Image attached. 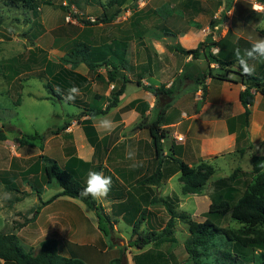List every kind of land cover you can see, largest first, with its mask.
<instances>
[{"label":"crops","instance_id":"0c3cea01","mask_svg":"<svg viewBox=\"0 0 264 264\" xmlns=\"http://www.w3.org/2000/svg\"><path fill=\"white\" fill-rule=\"evenodd\" d=\"M85 1L86 4H96L98 2L101 5L102 11L105 12L106 10L109 14L113 13L118 8V6H112L110 3L106 8L104 5L102 6L103 2H101V0ZM127 1L128 0H126V2L122 5V9H125ZM182 1L185 5L193 9H197L194 4L200 2V0ZM71 3L72 7L75 9H85L83 5L78 6L74 2ZM1 5L5 6L7 9L11 8V6L6 5L2 0H0V7ZM109 8L114 9L113 12L110 11V13L108 11ZM230 10L233 12L232 8H230ZM138 12H140L141 16L137 14V11L133 12L131 9L126 11L128 15H133L131 17V22L133 24L132 34H134V37L136 38L135 41L138 44L143 45L145 42L150 44V48H148V50L151 51L152 55L150 62H137L135 66L141 67V70L136 71L135 80L141 78V81L144 84H151L154 86L165 85V87L169 88L173 82L176 81V77L185 71V67L188 63L191 67L189 75L191 74L193 77H196L200 75L201 72L205 71L204 69L206 65L203 62L201 63L199 58L192 61V57L187 55V57L184 58L179 65L174 66L173 60L168 57L165 58L164 56L165 51L170 50V48L174 49L177 53L183 54L175 49L176 45H181L187 49L195 48L199 42L206 39V34L204 31H201L202 29L197 31L195 26H189L188 23H185L181 17L177 18L175 16L176 13H171L169 10L162 12L154 8V11L152 12H142L140 9ZM146 14H154L152 17L157 18V22L152 24L157 27V32L151 31L149 33L148 29L142 27V21L146 18V16H148ZM45 16H47L46 12L39 7L37 15L34 16L35 21L33 22L37 27L38 34L34 39L36 40L35 47L32 46V48H29V53L25 54V51H23L11 56H4L3 54L0 55L1 61H4L5 59L7 60L6 66L9 68L13 66L12 61L17 63L18 69H16V66L13 67L14 71L12 76H16L17 78L21 74L22 69L29 70L32 68V64H36L38 62V64L42 66V69L39 71L37 76L44 77L48 81L51 73L45 72L48 64L47 60L59 62L61 57L65 56L68 51L81 41L86 42L92 46V48L103 47L108 44L116 46V42H119L120 44L126 43L124 69H121L120 71H123V74L131 81L126 83L125 91L120 96L118 104L110 108L106 113L98 114L102 115L103 118H108L113 121L114 130L111 134H105L98 128V121L103 118L98 120V115L90 117L87 115V112H90L91 110L95 111L105 109L110 101L111 91L120 87L123 82V78L118 76V79L115 82H111L107 77V65L98 66L92 73H90L88 66L84 62L78 64L75 70L87 75L89 78V82L84 87L79 88L80 95L78 96V98L84 100L87 105L85 106L81 103H69L78 107L80 109V114L76 122L77 125L74 124L76 120H72L70 121V126L64 129V131L71 132L72 136L75 129L80 130L81 136L84 139L83 141H85L78 143L74 140L76 150V158H74V160L79 159L88 165L82 166L79 162H74V160L71 162V165H80L81 167H85L87 173L83 175V177L88 176L89 171H98L102 172L105 176L111 177L112 179L111 191L106 198L107 203L102 206L104 207L103 209L105 210V214L112 217L114 220V231L117 232L118 230L117 222L119 219H124L130 224L131 218H133V215L139 208L140 212H142L144 208H147V212L144 217L145 219L147 217L148 222L150 220L149 210H153L157 203L145 205L144 200L146 201L148 196L167 197L175 194L172 184L173 177H178V180L181 182L182 190L180 171H176L171 174L173 169L176 167L174 159L171 157L183 160L191 166H197L202 162L208 163L214 167L215 174L216 170L221 168L223 165L221 160L227 159V156H233L232 160H235V157L242 159L245 153L248 152V154L252 157V165H246L245 167L238 164L232 170L233 172L237 167H240L246 172V175L251 174L254 156H263L264 158V95L260 92L255 93V101L253 105L250 106V115L248 122L246 123L243 118L245 108L239 98L240 91L245 88L240 75L234 76V78L231 79L229 78V75L228 78L212 76L206 77L205 84L207 90L204 96H200V92L202 91L201 86L198 85L196 87L194 83L195 81L186 77L180 82H177V88L172 94L173 99L171 106H169L167 110L166 117L168 118H166V122L168 123L163 125L164 128H167V137L171 136L173 142L171 143L170 149H167L165 142L167 137L162 139L161 151L163 152V155L160 156L161 158H164L161 166L163 175L162 179L158 184L146 186L141 184L140 180L144 176L157 173L159 159L157 155L158 152L153 144L149 130L147 127H140L139 124L145 117L148 119V122L154 120L159 112V107L156 97L150 91L134 83L130 75L127 73V68H130L132 65L131 48L129 46L131 39L129 38L130 36L117 35L115 38L111 39V33L107 32L106 36H104L95 32L94 24V26L91 25L92 27H90V25L83 24L81 21L65 23L62 18H59L54 27H47L43 26L45 20H49V18ZM231 16L232 15L225 14L226 19L228 18L226 21H222L221 18H215L213 26L211 21L207 27H203V29L207 32L208 29L211 30V32H208L210 33L209 35L211 36V40L218 42L226 37L230 27H232ZM1 17L2 16H0V19ZM180 22H183L182 27H180ZM3 23L0 24V29H5L8 34L6 32L4 35L0 33V35H2V37H0V41L5 39L11 40V30L3 26ZM101 23L103 25L110 24L111 21ZM217 24L222 25L220 28L222 29V32L220 33L218 30L215 31L213 29V27ZM89 28L92 29L94 33H91ZM171 31L175 33L173 34ZM47 33H50L53 38L49 47L45 48L42 42L44 35ZM148 35L154 36V38H149ZM31 37L34 36L31 34ZM239 37H243L247 42L242 45L234 46L231 49V52H234L235 49H240L241 54H243L244 50L250 48L251 43L254 41L241 34H239ZM182 40H189V47H185L181 42ZM168 41L171 43L167 44ZM163 44H165L166 47ZM1 49H3V47L0 48V50ZM217 49L220 52V55H226L223 52V48L217 47ZM51 53H55L59 59L53 60L49 55ZM229 55L232 59L234 58L231 53ZM234 60L238 63L237 59ZM261 62L262 64L258 63L256 60L249 61L250 64L255 66L256 74H264V60H261ZM210 65H212L210 67L213 72V70L216 69L215 63H210ZM67 66L69 67L70 65L68 64ZM102 67H105L106 70ZM10 73H12V71ZM8 76L9 75H7V77ZM149 77L153 78L154 82L150 81ZM17 80L19 81L20 79L17 78ZM189 82H191V86ZM215 83L217 87L213 90L212 86ZM118 84L119 86L116 88ZM129 84H135L136 86L141 87L142 90L138 92L133 91L128 96L127 90ZM46 98L54 100L50 98V96H47ZM60 100L64 101L63 99ZM254 105L257 106L256 110L254 109ZM171 112H174L178 117L176 119H170L169 115H171ZM85 118H90L92 120V124L99 136L100 143L97 151H95L92 144L88 141L82 126L78 122L79 119L82 120ZM243 132L246 134L245 137H242ZM178 135L183 136L184 139L177 142L176 137ZM239 137L241 138L240 142L238 141ZM238 148H241L243 151H238ZM164 149H166V153H164ZM127 151H134L136 153L134 160L126 158ZM50 158L59 164L58 160L53 157ZM133 163H136L139 166L133 168ZM229 175L225 177H228ZM242 175L240 174V177ZM225 177H220L213 182L215 183L217 180ZM84 179H87V177ZM3 182L7 188L15 190L14 184L10 181L3 179ZM50 183L46 182V184L43 185L41 182V190L48 188ZM18 190L19 189H17V191ZM60 191L61 188L55 194ZM29 194L31 196L34 194V187L32 185L31 190H27L25 193L26 196H29ZM178 197L179 200H182L179 195ZM17 199L21 200L19 197H17ZM74 199L75 198L68 196H59L49 203L42 204V209L39 208L35 210L31 216L27 215V224L25 221L18 223V226H22V228L14 233L18 235L20 243L22 237L20 233L25 229H27L26 232L28 233L26 237L30 238H26V240L30 242L41 238V243V241L45 239L55 238L59 242V249L66 256H77L89 264H110L113 259L117 258L115 256L118 255L116 252L118 248L116 246L104 247V245H100L107 239V234H104L101 231L100 224L98 226L99 229L93 228L94 230H92L95 238L87 243H81L77 239L70 238L71 235H69L68 232L72 227V223L75 222V224H83L84 226V222L89 219V216L93 217L89 214L87 209L94 210L82 200H80L81 202H76ZM132 199L134 201H132ZM65 202H71L73 205H66ZM137 202L140 205L137 204ZM181 206L182 202L180 201L179 207ZM114 207H117L118 210L115 211ZM94 211L96 212V210ZM3 215L4 213L0 212V226L3 224ZM175 230L173 231V234ZM75 236L78 237L79 233H76ZM112 250L114 251V254H110ZM132 255L133 264H137L136 261H134V257L136 255ZM0 261L3 264V261Z\"/></svg>","mask_w":264,"mask_h":264},{"label":"rangeland","instance_id":"374dc122","mask_svg":"<svg viewBox=\"0 0 264 264\" xmlns=\"http://www.w3.org/2000/svg\"><path fill=\"white\" fill-rule=\"evenodd\" d=\"M45 1L47 0L41 1L40 7L46 12L47 16L45 17H48L49 20H45L43 26L54 27L59 18H62L65 23L78 22L79 20L74 17V14L91 21H95L97 18L102 19L104 17L101 5L98 2L96 4H86L85 0H71V2H74L78 6L83 5L86 9L85 10L83 8L75 9L72 7L70 0H52L54 3L51 5L47 4ZM110 1L111 0H101L106 8L109 6ZM61 4H64L63 8L60 7ZM255 4L264 5V0H200L199 3L194 4L198 10L188 7L182 0H128L125 9H121V11L111 20L110 24H94V29L95 32L104 36H106L107 32L111 33V39L115 38L117 35L130 36L129 38L131 39L129 46L131 48L132 65L130 68H127V73L130 75L133 82L136 83V71H140L141 67H136L135 65L140 61L150 62L152 53L148 50L150 44L145 42L141 45L135 41L136 38L134 37V34H132L133 24L131 22V17L133 15H128L126 13L128 9H131L133 12L137 11L138 15H140V12H138L139 9L142 12H152L154 11V8L162 12L169 10L171 13H176L175 16L177 18L181 17L189 26H195L197 31L202 29L201 31L205 32L206 38L210 36V33L208 32H211V30L208 29L207 32L203 27H207L215 18H221L222 21H226L228 18L226 19L225 14L229 11L230 15H232V27H230L226 37L218 42L215 40H209L210 43L206 44V49H203L198 57L199 60H201V63L203 62L206 65L204 70L207 71L208 66L210 65L209 60H211V54L224 60H229V58H231L229 54L231 53L234 57L233 59H236L234 52H231V49L236 45H242L247 42L243 37H239V34L248 37L253 41L264 38V12L256 13L253 11L252 7ZM116 6L117 5H115V7ZM230 8L233 9V12H231ZM113 10L114 9L109 8L108 11L113 12ZM0 14V16L4 18L1 17L0 24H2L4 20L3 26L11 30L12 37L11 40L5 39L0 41V48L3 47V49L0 50V55L11 56L23 51H25V54L29 53L30 50L28 49L32 48V46L35 47L36 40L34 39L38 34L37 27L33 23L35 18L32 12L21 5L9 9L1 5ZM146 15L148 16L142 21V27L148 29L149 33L151 31L157 32V27L152 25L157 22V18L152 17L154 14ZM180 23V27H182L183 22ZM92 26L90 25V27ZM90 31L91 33H94L92 29H90ZM218 31L220 33L222 32V29ZM5 32L8 34L5 29H0L1 34L4 35L6 34ZM171 33L174 34L175 32L171 31ZM31 34L34 37H31ZM148 36L149 38H154V36ZM0 37H2V35H0ZM52 38L53 36L50 33L44 35L42 44L45 48L49 47ZM181 42L185 47H189L188 45H190L189 40H182ZM214 42L217 43L213 44ZM170 43L171 42L168 41L167 44ZM165 44L163 45L166 47ZM217 47L223 48V52L226 55H220ZM164 54L165 58L168 57L173 60L174 66L179 65L181 61L187 57V55L177 53L172 48L166 50ZM49 55L53 60L59 59L55 53ZM191 60L195 61L196 58H192ZM256 61L262 64L261 60ZM12 64L13 66L9 68L6 66V59L4 61L0 60V132H3L6 136L5 140H0V212L4 213L2 216L3 224L0 226V232L4 233L20 230L22 226H18V223L25 221L27 224V215L31 216L35 210L39 208L42 209V201H46L60 189L57 183L52 181L49 185L47 184L48 188L41 190L42 188L40 184L42 182V184L45 185L46 180L43 174L44 162L39 158L40 155L45 154L53 157L58 160L59 165L62 168H66L67 163L69 164L74 158H76L74 140L78 143L85 142L83 141L84 139L81 136L80 130L75 129L72 136L71 132L60 129L66 122L72 120H76L74 124L77 125L76 122L79 118L80 109L72 104H66L65 101L60 99L54 98V100H50L46 98L53 94L47 87V80L44 77L37 76L42 69V66L37 62L36 64H32V68L29 70L22 69L21 74L17 77L20 79L18 81L16 76H12L14 71L13 67L16 66V69H18L17 63L12 61ZM186 66V70H191L189 63ZM215 66L216 69L213 70L214 74L227 78L230 76V79L237 76L238 72L241 71L239 63L236 61L233 65H229L228 67L218 66L216 63ZM102 68L106 70L105 67ZM11 71L12 73H10ZM122 73L124 72L121 71L119 74L121 75ZM7 75L9 76L7 77ZM178 77L179 76H177L176 79H178ZM149 79L154 82L153 78L149 77ZM189 84L191 86V82H189ZM195 85L196 87L198 86L197 83H195ZM118 86L119 84L116 88H118ZM216 87V83L213 84V90ZM140 90H142L141 87H138L135 84H129L127 95L129 96L133 91L138 92ZM202 94L203 92L201 91L200 96H203ZM172 99L173 98H165L161 101H157L159 112L165 109L167 116V110L169 107H166V103L169 102L171 106ZM254 109H257L256 105H254ZM97 117L98 120L103 118L102 115H98ZM177 117L178 116H176L174 112H171V115H169L170 119H176ZM143 120L148 122L146 117ZM166 121L167 120L165 119V123H168ZM165 129L167 130V128ZM35 132L43 134V138H29V136L33 135ZM245 136L246 134L243 132L242 137ZM238 141H241L240 137L238 138ZM165 142L167 149H170L171 143L173 142L171 136L167 137ZM163 151L166 153V149ZM232 157L227 156V159L221 160L223 162L221 168L216 170L210 181L198 194L191 193L183 195L181 192V182L178 180L177 176L173 177V190L175 191V194H178L182 198V200H179L177 203L176 210L178 214L183 213L187 215L188 218L197 221H204L206 219V212L209 209L211 201L226 195L224 192L226 189L220 191L219 188L223 186L218 187L217 183H214L213 181L231 174L233 168L238 164L245 167L246 165H252V157L248 152L245 153L242 159L235 157V160H232ZM37 163L39 169L35 171L32 170ZM76 166L78 167L79 173L85 183L86 179L84 178L87 176L83 177V175L87 173L86 168L81 167L80 165ZM3 179L14 184L15 190L7 188ZM240 179L241 182L235 186L241 193L246 188L247 184L251 182L252 175H242ZM31 185L34 187V194L33 196L30 194L29 196H26L25 193L27 190H31ZM17 189L19 190L17 191ZM175 194L170 196L174 197ZM17 197L21 198V200H18ZM236 197H239V194H237ZM74 200L76 202H81L80 199L75 198ZM132 201L134 200L132 199ZM180 201L182 202L181 207H179ZM96 202L101 207L107 203V200H96ZM65 203L69 206L73 205L71 202ZM137 204L139 203L137 202ZM102 208L104 207L102 206ZM102 208H99L96 212L94 211L95 209H87L89 214L93 217L89 216V219L84 222V226L83 224H75V222H73V228L71 227L68 232L69 235H71L70 238L77 239L81 243H87L95 238L92 230H94L93 228L99 229L98 226L100 224L101 231L104 234H107V239L100 245H104V247L116 246L118 248L116 251L118 255L115 257H122V264H133L132 254L136 255L137 261H139L137 264H197L196 259H192L185 249V243L190 236L189 225L187 223L188 218H177L175 220V227L173 228L174 230L176 229L174 234H170V236H162L163 238L173 236V240L165 239L159 243H157L158 241L150 242L141 248L134 244L135 242L133 240H136L137 235L133 233L132 225L141 218L140 208L136 210L133 218H131V225L124 219L118 220L117 232L111 228L112 226H115L112 217H106L105 219L102 218L101 222L98 219L100 218L98 212L103 216L105 214V210ZM114 210L117 211L118 208L114 207ZM149 212L150 220L147 222L146 217V219L142 220L140 225V233L144 236H147L151 229L157 232H162L170 217L162 203H157L154 206V209L149 210ZM218 222L222 227L234 230L236 234H239L237 230L242 228L241 224L231 218L230 213L225 214ZM26 230L27 229L20 233L22 235L21 246L26 251L32 250L36 253V251L40 249L39 245L41 238L35 239L33 242L26 240V238L30 239L29 237H26L28 234ZM76 233H79L78 237L75 236ZM224 249L230 250L233 254L232 256L238 259L239 264H246L250 259V261H256V257H258L261 250V248L257 247L241 248L235 244V242L230 241L223 234H220L216 239V244L207 250L208 255H202L199 258V261L201 264H218V260H223L221 257ZM59 251L60 253H63L61 250ZM202 252L204 251L202 250ZM110 254H114V251L112 250ZM0 264H2L1 261ZM87 264L89 263L87 262Z\"/></svg>","mask_w":264,"mask_h":264},{"label":"trees","instance_id":"16d2710c","mask_svg":"<svg viewBox=\"0 0 264 264\" xmlns=\"http://www.w3.org/2000/svg\"><path fill=\"white\" fill-rule=\"evenodd\" d=\"M6 5L11 7L24 6L29 11L32 12L34 16L37 15L38 8L40 7L42 0H2ZM47 4H53L52 0L45 1ZM126 0H111L110 5H117L118 8L111 14L108 12H103L104 17L102 19H96L91 21L89 19H84L77 14L74 17L81 21L83 24L93 25L99 24L101 22L111 21L120 11L122 5ZM64 4L60 7L63 8ZM103 6V4H102ZM66 8V6H65ZM1 21V19H0ZM214 25V20H212V26ZM211 36L207 37L204 41L199 42L195 48H184L181 45H176L175 49L185 55H190L192 58H198L201 51L205 48L207 43H210ZM214 42L213 44H216ZM246 43V42H245ZM220 53V52H219ZM126 54V43L116 42V46L113 44H108L103 47L92 48L86 42L77 43L70 51L66 53L65 56L60 58L59 62H52L47 60L46 73H51L50 78L47 81V87L51 90L52 99H63L62 97L66 94L67 89L71 85H76L79 88L84 87L88 82L89 78L75 70V68L81 62H84L90 73H92L98 66L107 65V77L111 82H115L118 76L123 78V82L118 89H114L110 94V101L105 109L91 110L87 112V115L92 117L101 113H106L110 108L116 106L120 100V96L124 93L126 83L131 80L126 77L123 73L120 75L121 69H124ZM211 60L209 63H217L218 66L233 65L235 60L229 59L224 60L222 58L216 57L211 54ZM70 65L69 67L67 65ZM239 67L241 68L240 64ZM187 68V66L185 67ZM238 72L241 76L245 88L240 91L239 98L242 105L245 108L243 118L248 122L250 115V106L253 105L255 101V93L260 92L264 95V74H254L252 76H247L242 74V69ZM188 71V72H187ZM183 72V71H182ZM44 73V72H43ZM208 76L212 77H222L220 75L214 74L209 65L207 71L201 72L200 75L193 77L189 75V70H186L179 75L178 79L173 82V84L167 88L165 85L154 86L151 84H144L141 78L136 80V84L142 86L144 89L150 91L157 99L161 101L165 98H172V94L176 90L177 81L188 77L191 78L201 85L203 96L206 93L207 87L205 84V79ZM254 89V90H253ZM74 103H81L85 106L87 103L84 100L76 98ZM170 103H166V107H169ZM166 119V110H161L157 117L151 122H146L142 120L139 124L140 127H147L150 136L152 137L153 144L158 152L159 167L157 168V173L144 176L140 182L143 185L158 184L162 179V161L161 158L162 150V139L166 138L168 131L163 128V124ZM82 126L88 141L92 144L95 151L99 148V136L96 132L92 120L90 118H85L78 120ZM145 122V124H144ZM70 126V122H66L60 129H65ZM59 133V132H57ZM31 139H42L43 134L35 132L30 135ZM6 136L3 132H0V140H5ZM238 151L242 152L241 148ZM43 162V174L47 183L55 181L57 185L61 188V191L53 195L47 201H43L42 204L49 203L59 196H68L76 199H80L85 202L89 207L98 211L102 208L98 205L96 200H93L90 196L84 197L80 193L85 187L82 176L79 173L78 167L76 165H71V162L66 168H62L55 160L49 156L42 154L40 157ZM174 159L175 168L172 173L180 171V180L182 181V194L187 195L191 193H200L204 186L208 183L212 175L214 174V167L208 163L202 162L197 166H191L183 160L171 157ZM263 156L253 157V168L251 171L252 180L247 184L246 188L240 193L235 185L239 184L240 174H245L240 167H237L228 177L219 179L216 181L217 186L221 187L219 190H225V196L219 197L211 201L209 209L206 212L207 217L204 221H197L192 218H188L187 215L181 213L178 214L176 207L179 202L178 195L175 194L174 197H157L148 196L147 200H144L145 205L162 203L170 217L166 226L163 228L162 232H157L155 230L150 231L147 236L141 235L140 225L142 220L145 219V214L147 208H144L141 212V218L133 224V233L137 235L136 240H133L135 245L139 247H144L150 242H162L165 239L173 240L174 237L163 238V235H172L173 228L175 227V220L177 218L186 219L188 218L189 232L190 236L185 243V249L192 259H196L197 264H201L199 258L202 255H208L207 250L216 244V239L218 235L223 234L230 241L235 242L241 248L251 247V248H261L256 261H248L246 264H264V169H263ZM74 162H79L82 166L88 165L79 159H75ZM38 163L32 168V170H38ZM170 174V175H171ZM40 183V182H39ZM216 187V186H215ZM239 194V197L236 195ZM103 209V208H102ZM230 213L231 218L241 224L242 228L237 230L239 234L232 229L222 227L218 221H220L225 214ZM100 216L99 220L101 222L102 218H109L108 215L98 212ZM113 228V226L111 227ZM159 239V240H158ZM59 242L55 238H48L40 243V249L36 253L32 250L26 251L20 243L18 235L14 232L4 233L0 232V260L3 264H87L83 259L77 256H66L59 251ZM202 250L204 252H202ZM231 253L230 250L224 249L222 251L221 260H218V264H239L238 259ZM198 258V260H197ZM137 262V257H134ZM123 258L117 257L111 261L110 264H122ZM139 264V263H138Z\"/></svg>","mask_w":264,"mask_h":264},{"label":"clouds","instance_id":"9594fccd","mask_svg":"<svg viewBox=\"0 0 264 264\" xmlns=\"http://www.w3.org/2000/svg\"><path fill=\"white\" fill-rule=\"evenodd\" d=\"M252 10L256 13L264 12V5L255 4ZM234 55L241 66L242 74L252 76L255 74V66L250 64L249 61L264 60V38L257 39L251 43V47L245 49L241 54L240 49L234 50ZM80 95V89L76 85H71L66 94L62 97L65 103H74L77 96ZM98 128L105 134H111L114 130V123L108 118H103L98 121ZM136 153L134 151H127L126 158L134 160ZM139 165L133 163L132 167ZM112 187V179L105 176L102 172L89 171L85 187L82 189L80 195L84 197H91L93 200L106 199Z\"/></svg>","mask_w":264,"mask_h":264},{"label":"built area","instance_id":"2783aa9c","mask_svg":"<svg viewBox=\"0 0 264 264\" xmlns=\"http://www.w3.org/2000/svg\"><path fill=\"white\" fill-rule=\"evenodd\" d=\"M144 3H145V2H144ZM226 14H227V15H230V12L227 11ZM221 26H222L221 24H220V25L217 24L216 26L213 27V29H214L215 31H216V30H219V29L221 28ZM183 139H184L183 136L180 135V136L177 137V142L182 141Z\"/></svg>","mask_w":264,"mask_h":264},{"label":"water","instance_id":"95a60500","mask_svg":"<svg viewBox=\"0 0 264 264\" xmlns=\"http://www.w3.org/2000/svg\"><path fill=\"white\" fill-rule=\"evenodd\" d=\"M163 155V152L161 151V156Z\"/></svg>","mask_w":264,"mask_h":264}]
</instances>
